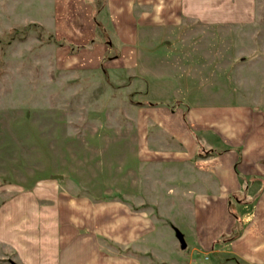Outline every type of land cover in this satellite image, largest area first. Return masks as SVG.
Returning <instances> with one entry per match:
<instances>
[{
    "label": "rangeland",
    "instance_id": "374dc122",
    "mask_svg": "<svg viewBox=\"0 0 264 264\" xmlns=\"http://www.w3.org/2000/svg\"><path fill=\"white\" fill-rule=\"evenodd\" d=\"M213 1L230 15L221 14L213 22ZM191 2L198 15L183 16L179 26H145L137 43L127 46L102 12L101 29L94 35L97 44L83 49L46 41L53 32L56 38L87 35L66 31L58 22L57 12L76 7L77 0H0V205L4 190L40 184L50 194L56 186L71 202L69 208L80 206L71 219L87 224L88 203L96 209L104 199L137 201L132 186H140L144 198V186L156 184L159 193L164 183H192L193 175L180 172L213 161L183 157L199 142V151L207 153L228 145L261 151L260 143L249 145L259 141L264 120V0ZM96 5L100 8L102 1ZM27 24L28 30L18 31ZM13 28L18 30L10 32ZM103 50L109 57L101 59ZM257 163L264 166V159ZM258 189L257 183L245 198L239 194L246 205L237 207L239 220L231 237L249 222ZM49 201L45 198L44 205ZM154 212L158 219L159 209ZM162 225L167 223H157L156 240L170 245ZM176 233L179 239L180 231ZM227 236L217 248L231 249L222 241ZM146 243L141 239L135 253L140 264H210L217 259L211 261L207 251L190 257L189 248L182 254L171 252L169 260L168 247L153 252ZM48 247L37 258L34 251L18 253L0 242V264H56L52 243ZM227 255L240 260L236 253Z\"/></svg>",
    "mask_w": 264,
    "mask_h": 264
},
{
    "label": "crops",
    "instance_id": "0c3cea01",
    "mask_svg": "<svg viewBox=\"0 0 264 264\" xmlns=\"http://www.w3.org/2000/svg\"><path fill=\"white\" fill-rule=\"evenodd\" d=\"M101 1L102 5L98 8L97 0H77L79 5L76 7L57 12L59 25L63 29L87 32V35L81 34L74 39L65 34L57 35L58 40L65 42L60 46L80 44L86 49L91 44H97L94 35L97 28L101 29L102 24L98 19L102 12L109 16L117 39L126 46L137 43L139 31L145 26L152 30L167 25L179 26L183 16L199 14L194 9L196 3L191 0ZM214 2L210 9L213 22H218L221 14L230 15L226 11L221 13ZM226 21H230V18ZM102 29L107 30L105 27ZM53 34L56 36V33ZM105 52L103 50L100 55L101 59ZM254 141L249 146L255 148V144L260 143L258 146L261 151H242L239 146L228 145L226 150L212 147L211 152L204 153L203 150L199 151V142L194 152L183 157H206L213 161L180 172V175H193L189 178L192 183L189 181L186 186L180 183L174 185V182L164 183L159 193L156 192V184L148 188L144 186L142 194L146 198L141 197L140 186L137 189L132 186V190L138 193L137 201L134 197L104 199L96 209H92L93 206L88 203L87 224L78 218H74V221L71 219V216L77 217L80 206L69 208L71 202L65 201L59 187L55 186L50 194L40 184L29 189L4 190L6 196L0 205V242L9 244L18 253L29 254L34 251L37 258L43 254L44 248L50 249L48 246L52 243L53 261L56 264H140L135 253L140 252V240L143 238L147 240L144 244L147 250L150 246L153 252L168 247L169 260H172L171 252L182 254L190 248V257L200 251L212 253L211 261L214 257L217 259L210 264H220L218 257L222 254L226 256L221 264H264V166L257 167V159H264V148L261 147L264 146V120H261L259 141ZM257 183L259 189L253 199L252 216L249 222L243 224L239 235L231 237L239 220L237 207L246 205V199L239 198V194L243 192L245 198ZM45 198L50 200L49 204L44 205ZM156 208L160 213L158 219L154 212ZM70 209L74 210L73 215ZM162 222L167 223L161 228L168 234L170 245L156 240L157 223ZM177 230L180 231L185 248L179 242ZM153 233L154 237L151 238ZM71 235L73 239L69 241ZM224 235H228L222 241H228L231 245L229 250L217 248V243ZM99 240L114 246L108 243L104 246ZM118 248H130L131 252L121 253ZM149 252L152 253L151 250ZM231 252L236 253L240 260L227 255ZM174 264L179 263L175 261Z\"/></svg>",
    "mask_w": 264,
    "mask_h": 264
},
{
    "label": "trees",
    "instance_id": "16d2710c",
    "mask_svg": "<svg viewBox=\"0 0 264 264\" xmlns=\"http://www.w3.org/2000/svg\"><path fill=\"white\" fill-rule=\"evenodd\" d=\"M103 1H104V0H103ZM28 25H31V24H27L26 26H22V27H20L19 30H18V28H17V29H16V28H13L10 32H14V31H16V30H18V31H21V30H28V29L30 28V26H28ZM102 32H103V34H104V36H105L104 40L108 43L109 47H112V42H111V40H110V37H109V35H108L107 30L102 29ZM39 36H40V35H39ZM40 39H43L42 36H40ZM47 40H48V42H54V43H56V44H58V45H63V44H65L64 41H60V40H58V39L55 37V35H54L53 33H50V34L48 35L46 41H47ZM73 50H74V49H73ZM75 51H76V50H75ZM107 57H109V54H108V52H105V54H104V58H107ZM224 150H226V149H224ZM204 153H206V152H204Z\"/></svg>",
    "mask_w": 264,
    "mask_h": 264
},
{
    "label": "water",
    "instance_id": "95a60500",
    "mask_svg": "<svg viewBox=\"0 0 264 264\" xmlns=\"http://www.w3.org/2000/svg\"><path fill=\"white\" fill-rule=\"evenodd\" d=\"M179 241L181 243L182 248H185V243H184V241H183L181 236L179 237Z\"/></svg>",
    "mask_w": 264,
    "mask_h": 264
}]
</instances>
